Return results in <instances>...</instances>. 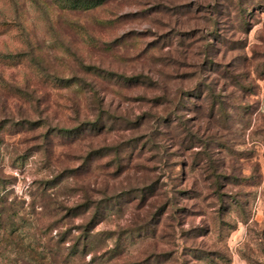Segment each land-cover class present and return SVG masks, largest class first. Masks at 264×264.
Wrapping results in <instances>:
<instances>
[{
    "label": "rangeland",
    "instance_id": "1",
    "mask_svg": "<svg viewBox=\"0 0 264 264\" xmlns=\"http://www.w3.org/2000/svg\"><path fill=\"white\" fill-rule=\"evenodd\" d=\"M85 6L0 0V264H264V0Z\"/></svg>",
    "mask_w": 264,
    "mask_h": 264
},
{
    "label": "trees",
    "instance_id": "2",
    "mask_svg": "<svg viewBox=\"0 0 264 264\" xmlns=\"http://www.w3.org/2000/svg\"><path fill=\"white\" fill-rule=\"evenodd\" d=\"M102 1L103 0H78V1L72 0V2L80 3V4H83V5H87V6H85L87 8L88 7L93 8L96 5H99L100 3H102ZM216 7L218 9L215 8V11L218 12L219 14H224V13H226V11H228V13H230L229 12L230 11L229 10L230 6H227V10H224V11L222 10L223 8H220V6H216ZM258 7L259 6H239L237 8V11L241 12V13H239V14H241L240 24H239V25H241L240 27L245 28V25L247 24V22L244 20L243 13L249 14V13H251L252 10H258ZM215 31H216V29H214V27H213V28H211L210 33L216 35ZM218 37L220 38V36H218ZM218 41H220V40H218ZM207 45H209V44H207ZM207 49H209L210 51L208 50V52H206V56H205L206 57L205 58L206 64H207V66L208 65H213L214 57H213V55H211L212 54V51H211L212 47L210 46ZM214 106H215V101H214V103L212 105V108H214ZM63 131H70V130H64L63 129ZM212 161H214V165L209 166L208 169L210 171V175L213 177V185L215 186L216 195H217L219 200H222L223 197L226 195V193H224L222 189L224 187H226V185L223 184V182H221V179L227 177L228 174H227V172L225 170H223L222 172L220 171L221 167H222L220 162L215 163L216 161L213 160V159H212ZM180 165H181V169L183 170V167H184L183 163H180ZM2 212L3 211L0 209V213H2ZM99 214H100V210L99 211L96 210V212L94 211V213L92 214V216L90 217V219L88 221L87 225L89 227L86 226V231H90V230H92L95 227V224L98 221L97 219L99 217ZM87 246H88V242L87 241L83 242V247L82 248L80 247L79 243L75 244L73 246L75 250L72 251V252H74L75 255L82 254V252L85 251L84 249H86ZM93 260H94V258H93Z\"/></svg>",
    "mask_w": 264,
    "mask_h": 264
}]
</instances>
